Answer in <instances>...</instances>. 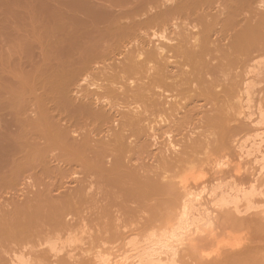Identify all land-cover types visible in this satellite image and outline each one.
Segmentation results:
<instances>
[{
	"label": "rangeland",
	"instance_id": "1",
	"mask_svg": "<svg viewBox=\"0 0 264 264\" xmlns=\"http://www.w3.org/2000/svg\"><path fill=\"white\" fill-rule=\"evenodd\" d=\"M263 138L264 0H0V264H264Z\"/></svg>",
	"mask_w": 264,
	"mask_h": 264
},
{
	"label": "bare ground",
	"instance_id": "2",
	"mask_svg": "<svg viewBox=\"0 0 264 264\" xmlns=\"http://www.w3.org/2000/svg\"><path fill=\"white\" fill-rule=\"evenodd\" d=\"M155 36V35H154ZM160 48V47H159ZM256 136V135H255ZM261 137V136H260ZM257 138V137H256ZM261 139L262 138H260V142H262L261 141ZM264 139V138H263ZM259 142V145H258V147L259 146H261V143ZM264 142V141H263ZM251 143V142H250ZM257 147V149H259ZM255 148V147H254ZM256 149V150H257ZM247 153V152H246ZM258 153V152H257ZM249 154V153H248ZM263 158V157H262ZM254 161V160H253ZM257 162H259V161H257ZM261 170V169H260ZM168 188V187H167ZM170 189V188H169ZM254 191V190H253ZM237 193H238V191H237ZM239 194V193H238ZM230 195V194H229ZM240 195V194H239ZM243 195H244V192H243ZM246 195V194H245ZM248 195V194H247ZM225 196V195H224ZM248 196H250V195H248ZM235 197V199H233L234 200V202L236 201V202H238V200H239V196L238 195H236V196H234ZM233 197V198H234ZM242 197V196H241ZM240 197V198H241ZM251 197V196H250ZM229 198H231V197H229ZM248 198V197H247ZM228 200V198H226V197H224L223 198V200ZM249 199H251V198H249ZM221 200H222V198H221ZM224 200V201H225ZM230 200V199H229ZM232 200V201H233ZM229 202V201H228ZM228 202H225V203H228ZM239 204V203H238ZM237 203H236V207H237V205H238ZM249 207V206H248ZM195 209V205H194V203H193V200L191 199L190 200V202L188 203V204H186V206H185V211H184V214H183V216H182V219H180L179 221H178V223H179V229H186L187 227H190V226H192L193 227V225H196V226H198V222L199 221H201L203 218H205V217H202V214H201V218L197 215V217L198 218H194L191 214H193V210ZM196 210H198V208L196 209ZM195 211V210H194ZM197 213H198V211H197ZM200 214V213H199ZM194 216H196V215H194ZM181 217V216H180ZM192 217V218H191ZM200 227V226H199ZM178 229V228H177ZM177 229L176 230H173L172 232H171V234H169V235H166L165 237H163V239L165 240L164 241V245H166V246H168V247H172V237L173 236H175V234L177 233L176 231H177ZM179 231V230H178ZM151 235H153V234H151ZM159 237V236H158ZM132 239V238H131ZM141 239V238H140ZM145 240H146V238H144ZM161 237L158 239V238H156L155 240H158V241H160V240H163ZM171 239V240H170ZM71 240V239H70ZM136 240V239H135ZM138 240V239H137ZM132 241H134V238H133V240ZM132 241H130V242H132ZM141 241V240H140ZM140 241H138V242H140ZM171 241V242H170ZM76 242V241H75ZM136 242V241H135ZM134 242V243H135ZM147 242V241H146ZM145 242V243H146ZM141 243H143V241L141 242ZM129 244V243H128ZM138 244V243H137ZM147 244V243H146ZM54 245H56V244H54ZM134 244L132 243V245L131 246H133ZM163 245V243H160V246H162ZM53 246V245H52ZM129 246V245H128ZM135 246V245H134ZM133 246V247H134ZM139 246H140V244H139ZM138 246V247H139ZM142 247H143V245H141ZM140 246V247H141ZM130 249H132V248H130ZM134 249H136V247H134ZM143 249V248H142ZM144 249H147V247H145ZM133 250V249H132ZM137 250V249H136ZM131 251V250H130ZM140 251H142V250H140ZM137 252H139V251H137ZM145 252V250L143 251V253H141V254H144L143 255V257H141V258H139L140 260L139 261H143V263L144 264H158V261L157 260H159L160 258H156V255L154 254V253H152V251H147L146 250V252ZM139 253V254H140ZM138 254V255H139ZM22 256V255H21ZM139 256H142V255H139ZM159 256V255H158ZM145 257V258H144ZM157 259V260H156ZM16 260H18V259H16ZM125 260H126V258H125ZM160 260H162V259H160ZM159 260V264H161L162 262L163 263H165V262H167L166 260L165 261H160ZM172 260V259H171ZM157 261V263H155ZM27 262V261H26ZM25 262V260H21V262H19V263H17V264H27ZM107 263V262H106ZM162 263V264H163ZM169 263V262H168Z\"/></svg>",
	"mask_w": 264,
	"mask_h": 264
}]
</instances>
